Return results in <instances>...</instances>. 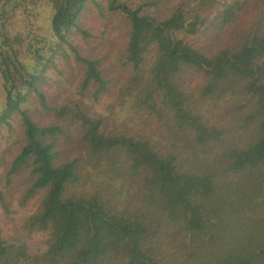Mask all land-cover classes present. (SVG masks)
<instances>
[{"label":"trees","instance_id":"obj_1","mask_svg":"<svg viewBox=\"0 0 264 264\" xmlns=\"http://www.w3.org/2000/svg\"><path fill=\"white\" fill-rule=\"evenodd\" d=\"M0 264H264V0H0Z\"/></svg>","mask_w":264,"mask_h":264}]
</instances>
